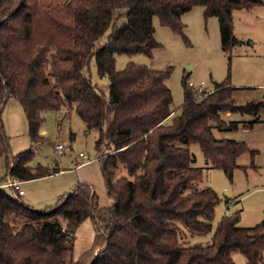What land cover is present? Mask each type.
I'll return each mask as SVG.
<instances>
[{
  "label": "trees",
  "instance_id": "obj_1",
  "mask_svg": "<svg viewBox=\"0 0 264 264\" xmlns=\"http://www.w3.org/2000/svg\"><path fill=\"white\" fill-rule=\"evenodd\" d=\"M197 6L205 8V18H218L229 53L242 43L233 33V12L264 6V0H67L57 7L0 0V157H6L7 177L23 182L62 171L29 163L44 141V114L75 106L87 129L99 131L96 160L112 202L102 206L82 183L40 212L0 188V264H236V252L249 264H264V220L241 227L240 212L222 218L212 242H185L189 234L213 230L221 201L212 188L198 187L203 170L193 166L190 147L199 145L208 167L232 179L238 159L255 153L214 131L253 128L263 103L238 105L230 75L200 93L184 79L187 98L175 114L167 84L172 68H116L117 55L152 58L160 47L154 17L188 42L182 17ZM93 60L99 76L110 79L107 93L92 81ZM10 98L23 107L31 141L12 158L1 121ZM228 113L254 119L227 120ZM87 219L96 229L94 250H103L90 262H75L76 231Z\"/></svg>",
  "mask_w": 264,
  "mask_h": 264
},
{
  "label": "rangeland",
  "instance_id": "obj_2",
  "mask_svg": "<svg viewBox=\"0 0 264 264\" xmlns=\"http://www.w3.org/2000/svg\"><path fill=\"white\" fill-rule=\"evenodd\" d=\"M67 0H41L43 6H61ZM205 8L197 6L183 15L185 39L161 25L154 17L155 39L160 47L153 51L152 58L144 54L117 55L116 68L123 70L129 63L147 65L154 70L163 71L172 68L167 84L173 95L172 108L177 114L186 101L185 79L196 92L214 90L231 76V85L237 86L234 98L238 105L264 101V6L252 9H238L233 12V33L242 41L227 53L222 48V39L218 18H205ZM231 56V60H230ZM90 74L95 85L107 93L110 85L108 77H100L95 60L91 62ZM239 88H255L242 90ZM200 95V94H199ZM259 122L253 129L240 128L235 132L215 130L219 139H231L246 142L254 156L247 153L237 163L239 168L233 172L232 179L222 170L209 168L199 145L190 147L195 157L194 167L203 170L199 188H212L221 201L216 209L213 230L205 235H190L186 244H208L212 242L218 223L226 215L233 216L240 212L239 226L254 227L264 219V107L259 112ZM44 141L35 147V156L29 166L33 169L61 168L63 171L50 176L23 181L21 189L25 195L21 200L37 211H48L59 199L69 194L79 184L91 182L97 190L100 204L112 205L107 195L100 163L96 160L95 143L99 136L97 129L88 130L75 106L64 107L60 111L44 114ZM254 117L248 114L234 113L232 121L248 122ZM2 125L8 139L9 157L17 156L31 147L28 122L21 104L10 98L2 112ZM73 137V139H71ZM64 149L58 151L56 146ZM86 158L80 157V154ZM90 160V165L77 168L79 162ZM6 157H0V184L7 181ZM12 197L16 193L11 188H4ZM231 199V201H227ZM235 200H239L236 202ZM235 201V202H234ZM96 229L91 219L84 221L76 231L73 259L75 262H90L103 248H95ZM98 252V253H97ZM236 264H249L239 252L232 254Z\"/></svg>",
  "mask_w": 264,
  "mask_h": 264
},
{
  "label": "built area",
  "instance_id": "obj_3",
  "mask_svg": "<svg viewBox=\"0 0 264 264\" xmlns=\"http://www.w3.org/2000/svg\"><path fill=\"white\" fill-rule=\"evenodd\" d=\"M190 86H192V85H190ZM198 91L199 92L202 91V88H199ZM56 149L58 151H62L64 149V146L62 144H59L56 146ZM80 157L86 158V155L81 153ZM87 163H91V161L86 160L84 162V164H87ZM21 184H22V182L20 180L8 177L7 181L4 183V185H1L0 188H2V189L11 188L16 193V196L21 197L24 195V191L21 189Z\"/></svg>",
  "mask_w": 264,
  "mask_h": 264
},
{
  "label": "crops",
  "instance_id": "obj_4",
  "mask_svg": "<svg viewBox=\"0 0 264 264\" xmlns=\"http://www.w3.org/2000/svg\"><path fill=\"white\" fill-rule=\"evenodd\" d=\"M233 87H237V86H234L233 85ZM239 89H245V90H253V91H255L256 89L255 88H239ZM208 91V90H207ZM256 96H252V98H251V100L252 101H249V102H251V103H259V102H261L260 100H257L256 101ZM261 103H263V105H264V101L263 102H261ZM232 117H233V114H226L225 115V118L227 119V120H229V119H232ZM256 126V124L253 126V128ZM253 128H251V129H253ZM84 162H85V160L84 161H82V162H79V164L77 165V168H83L84 166H87V165H90V163H87V164H84ZM63 171V170H62ZM34 174H38L39 172L38 171H36V170H33L32 171ZM44 177V176H43ZM84 183H87L91 188H92V192H94V191H96L97 192V190H96V188L94 187V185L93 184H91V182H88V181H85ZM73 190H74V188L72 189V190H70L68 193L69 194H71L72 192H73ZM98 194V193H97ZM24 195H25V193H24ZM23 195V196H24ZM231 201V199H229V202ZM236 202H239V200H235ZM234 201V202H235ZM264 220V219H263ZM246 228V227H245ZM251 228V227H250Z\"/></svg>",
  "mask_w": 264,
  "mask_h": 264
},
{
  "label": "water",
  "instance_id": "obj_5",
  "mask_svg": "<svg viewBox=\"0 0 264 264\" xmlns=\"http://www.w3.org/2000/svg\"><path fill=\"white\" fill-rule=\"evenodd\" d=\"M44 134H45V132L43 131V132H42V135H44Z\"/></svg>",
  "mask_w": 264,
  "mask_h": 264
}]
</instances>
